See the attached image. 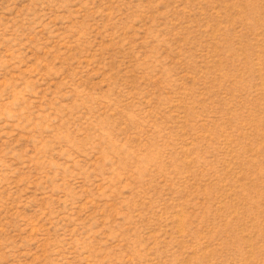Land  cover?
Instances as JSON below:
<instances>
[{
    "label": "rangeland",
    "instance_id": "obj_1",
    "mask_svg": "<svg viewBox=\"0 0 264 264\" xmlns=\"http://www.w3.org/2000/svg\"><path fill=\"white\" fill-rule=\"evenodd\" d=\"M0 264H264V0H0Z\"/></svg>",
    "mask_w": 264,
    "mask_h": 264
}]
</instances>
